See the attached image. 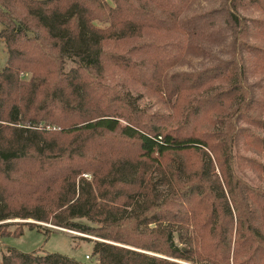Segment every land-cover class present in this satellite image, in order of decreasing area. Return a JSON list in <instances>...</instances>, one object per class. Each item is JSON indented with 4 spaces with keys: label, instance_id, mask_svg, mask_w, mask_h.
<instances>
[{
    "label": "trees",
    "instance_id": "16d2710c",
    "mask_svg": "<svg viewBox=\"0 0 264 264\" xmlns=\"http://www.w3.org/2000/svg\"><path fill=\"white\" fill-rule=\"evenodd\" d=\"M0 23V238L99 237L1 264H264V177L238 171L264 175V0H0Z\"/></svg>",
    "mask_w": 264,
    "mask_h": 264
},
{
    "label": "rangeland",
    "instance_id": "374dc122",
    "mask_svg": "<svg viewBox=\"0 0 264 264\" xmlns=\"http://www.w3.org/2000/svg\"><path fill=\"white\" fill-rule=\"evenodd\" d=\"M197 3V0H194ZM202 2L203 5L208 6V0H198ZM210 1V0H209ZM219 1V0H215ZM242 9L241 12L246 15L258 14V9L250 7L248 9ZM2 24L0 23V29ZM8 58V51L6 44L3 42L0 35V71L6 65ZM194 61L198 62L201 60V57L192 58ZM204 59V57H203ZM202 59V60H203ZM189 61H187L184 66H188ZM29 76V75H28ZM148 99V97L146 98ZM254 148L247 145H243L242 153L252 156L259 157L257 153L253 150ZM240 175L247 179L253 184H262L263 183V173L260 171V168L253 162H249L248 159L244 160L242 167L238 169ZM85 175H89L86 173ZM11 224L7 225L6 228L10 229L11 232H14L16 229L25 228L24 232L19 235L7 234L0 238V264L2 262V255L5 252L8 246H13L23 251H33L39 250V253L48 252H61L70 256H74L78 259L91 260L93 256V244L94 239L99 238L96 235L85 233L75 229H68L59 227L49 221L38 220L34 218H24V217H11L7 220ZM25 221H34L37 224H41L42 227L52 229V232L46 233L45 231L39 230L37 227L30 228ZM16 233V232H14ZM90 255V257L87 256ZM183 263H189V261L184 259H179ZM197 264V263H196ZM231 264H234L233 262Z\"/></svg>",
    "mask_w": 264,
    "mask_h": 264
},
{
    "label": "built area",
    "instance_id": "2783aa9c",
    "mask_svg": "<svg viewBox=\"0 0 264 264\" xmlns=\"http://www.w3.org/2000/svg\"><path fill=\"white\" fill-rule=\"evenodd\" d=\"M87 256H88V257H90V255H89V254H87Z\"/></svg>",
    "mask_w": 264,
    "mask_h": 264
}]
</instances>
